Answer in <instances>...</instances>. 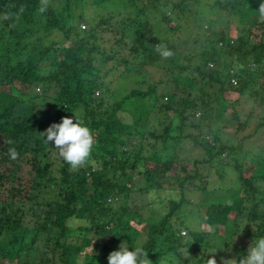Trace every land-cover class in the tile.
Wrapping results in <instances>:
<instances>
[{
  "label": "trees",
  "instance_id": "trees-1",
  "mask_svg": "<svg viewBox=\"0 0 264 264\" xmlns=\"http://www.w3.org/2000/svg\"><path fill=\"white\" fill-rule=\"evenodd\" d=\"M211 1L212 16L203 31L207 34L203 49L183 56L184 62L178 59L182 53L170 58L167 78L158 82L162 86L159 90L150 84L145 90H129L106 105L93 96L95 86L90 77L96 59L103 67L107 63L122 67L121 76L126 77L133 66L160 56L155 51L157 44L175 51L167 40L146 43L144 32L149 23L145 13L153 10L156 24L164 25L179 21L177 13L185 10L184 4L200 0H139V4L125 0L123 6L128 10L112 15L83 10L74 13L85 0H47L43 12L39 10L41 0H0V264H103L110 245L122 239L131 248L145 250L151 264L204 261L206 232L187 229L180 235L178 227L169 225L171 217L187 203L184 185L198 178L196 170L175 178L177 199L167 200L154 219L143 220L140 229L135 226V217L140 215L128 202L134 193V177L141 180L137 193L149 194V190L161 188L172 170V159L162 156L171 144L176 146L182 139L199 144L210 160L224 152L215 134L208 139L204 137L208 131L206 135L200 130L182 132L196 112L201 119H209L211 115L222 116L229 108V119H235L234 107L241 96H253L262 104L264 17L258 12L262 0ZM224 16L226 22L234 17L239 23L249 19L258 34L252 36L248 30L229 37L226 30L216 31ZM191 25L196 30L201 22L192 19ZM182 26L186 28V24ZM178 28L167 26L170 32ZM104 31L115 36L114 43L125 49L124 56L119 49L104 50L99 36ZM230 77L235 79L234 86ZM165 93L171 98L157 107L167 115L162 130H145L150 106L144 99L151 95L162 99ZM223 94L235 98L226 100ZM121 112L130 123L118 115ZM65 116L83 119L96 133L88 163L77 169L50 153L39 136ZM173 119L178 121L174 135L170 133ZM131 137L139 142L131 145ZM13 147L19 153L16 160L8 155ZM232 166L243 190L226 191L222 201L202 204L201 216L202 224L213 230L212 236L226 248L233 223L246 218L254 223L255 237L264 236V157L254 162L249 176L243 173L242 164ZM258 171L259 175H253ZM257 180L261 185L255 184ZM74 222L77 225L72 227ZM185 234L192 241L190 250L196 251L188 261L177 252L190 246ZM161 242L170 243L165 252H171L175 262L162 260V253L155 252ZM38 243L46 248L43 258H29ZM87 248L89 252H85ZM231 249L237 256L239 248L233 245Z\"/></svg>",
  "mask_w": 264,
  "mask_h": 264
},
{
  "label": "rangeland",
  "instance_id": "rangeland-1",
  "mask_svg": "<svg viewBox=\"0 0 264 264\" xmlns=\"http://www.w3.org/2000/svg\"><path fill=\"white\" fill-rule=\"evenodd\" d=\"M85 1V4L81 7L78 6L74 9V13L78 14V12L83 10L84 12L98 11L102 14L110 12L112 15L113 13L123 14L128 10L123 6L125 0H106L101 3H99V0ZM210 2L212 1L200 0L197 4H184L185 10L177 13L179 18L181 16L179 21L171 20L168 24L164 25L160 23L156 24L155 12L150 9L147 10L145 16L149 26L144 32L146 43H151L152 41L157 40H167L169 45L176 48L175 51H173L174 55L182 53L178 59L179 61L184 62L181 60L183 56L194 53L193 50L199 52L203 49V44L205 45L203 42H206L207 34L203 31L206 30L207 19L212 16L209 7ZM136 3L139 4V0H136ZM195 11L196 15H194ZM189 15L191 17H189ZM116 18L117 17H115V19ZM225 18L226 16L217 23L215 26L216 31L226 30V35L229 37L234 36L235 33L241 35L248 30L252 36L258 34V29L250 26L249 19L248 22L239 23L236 22V17L227 22L225 21ZM192 19H197L201 22L200 28L197 29L196 27V30L193 29V25H191ZM183 22H185L184 24H186V28L182 26L184 25ZM83 25L86 26L85 24ZM174 25H178L179 30L176 32L168 31L167 26L173 27ZM99 36L101 38L100 43L103 45L104 50L110 51L119 49L121 50L119 52L120 56L126 54L125 51H123L125 49L119 47V43H114L115 36L106 31L101 32ZM192 38H196V41L199 40L198 43L192 42L191 40H194ZM168 61L169 59L166 60L161 58V56H158L155 61H145L141 65L137 64L136 66H133V68H130L126 77L125 75L122 77V67L118 65L114 66L112 63H107V65L103 67V65H100V60L97 58L93 63V75L90 77L91 82L95 86L93 96L100 97L106 105H109L111 101L117 100L121 95L128 93L129 90H145L150 84H156L157 90H159L162 86L161 84H158V82L164 81L167 78V68L169 67ZM168 84L170 85V82ZM196 88L197 87L191 91L192 94L196 93ZM261 96L262 104L259 103L258 99L254 100L253 96H241L238 98L239 104L234 107V110L237 113L235 119H229L228 113L230 109L227 108L224 114L217 118L216 116L211 115L209 116V119H206L205 117L201 119V117L197 116L196 112V115L193 118L188 119V121L185 122L186 125L182 128L183 133H195L196 130H200L203 135L207 131L210 133L209 135L205 134L206 136H204L208 137V139H210V135L212 134H215L218 137V141L221 142L225 148L224 152L219 155V158H214L212 160L208 159L202 150L201 145L192 144L189 140L182 139L176 146L171 144L162 155L163 157L172 159V170L166 174L167 179L163 180L160 189H151L149 190V194L137 193L136 189L141 186V180L136 177L133 178V183L131 185L134 193L129 197L130 201L128 202V205H134L140 215L139 217H135V222L137 223L135 224L134 222L138 229L142 227L143 220L149 218L154 219L159 212L162 211V207L166 205L167 200L177 199L178 185L175 182V178L183 177L196 170L198 178H195L194 180H191L189 184L185 183L186 185H184L186 190L183 191V198L187 203L180 208L176 216L171 217L169 225L178 227L179 230L185 233L187 229L189 231L206 232L205 239L208 241L206 242L207 245L204 249L205 259L201 264H204V262L210 258L209 254L216 249L215 258L217 259V264H220L221 258H240L247 254L249 245L256 239L254 234L255 226L251 220L246 218L240 222L233 223V233L230 236L231 240L229 243L231 247L228 246L226 248L224 245L217 242L216 237L212 236L213 230L209 227L206 228L202 224L201 216L203 205L205 203L216 202L219 200L222 201L224 199L223 193L226 191L243 190L236 178L237 174L232 168L234 163L242 164L243 173L246 176H249L254 162L264 157V126L261 125V123L264 122V91ZM170 98L171 96L168 93H165L162 99H155L152 95L144 99V103L150 106L149 116L145 123V130L156 132L162 130L167 115L158 111L157 107L161 102L168 101ZM223 98L231 101L235 97L233 95L223 94ZM47 101L48 100H46V102ZM214 104L215 101L211 103V106L214 107ZM217 107L219 110L220 107ZM79 115L80 112L76 113V117ZM118 115H121L127 123L131 122L127 114L121 112L118 113ZM190 122L193 123L192 126L189 125ZM171 123L172 126L170 133L172 135L177 134V119L171 120ZM238 124H240V126H238ZM128 142L131 145H135L139 142V139L131 137L128 138ZM48 146L50 148L53 147L51 142ZM49 152L52 153L54 151L49 149ZM182 168L184 171H182ZM255 174L259 175L260 172H254L253 175ZM255 184L261 185V182L257 180L255 181ZM248 205L250 207L251 204ZM180 223L186 228H183ZM76 225V222H74L72 227ZM107 238L108 237L102 238V240H107ZM183 238L186 242L190 243V246L186 248L180 247L177 249V252L181 257L185 258L184 252L187 250L189 258L186 260L188 261L196 251L193 248L190 250L192 241L186 234ZM121 241L125 240L122 239L119 242L110 245L109 252L118 250V245ZM169 245L170 243L161 242L155 252L162 253V260L175 262V256L171 252H165V249ZM233 245L239 248L237 256L231 249ZM89 249L90 248H87L85 252H89ZM35 250L34 253L29 255V258H43L42 253H44L46 248L42 246V243H38ZM129 250H133V247L131 248L130 245ZM101 262L107 264V258H104Z\"/></svg>",
  "mask_w": 264,
  "mask_h": 264
},
{
  "label": "clouds",
  "instance_id": "clouds-1",
  "mask_svg": "<svg viewBox=\"0 0 264 264\" xmlns=\"http://www.w3.org/2000/svg\"><path fill=\"white\" fill-rule=\"evenodd\" d=\"M47 8V0H41L40 11L43 12ZM259 14L264 17V0L259 4ZM155 51L163 59H170L174 55L167 45L159 43L155 46ZM74 117V116H73ZM44 143L49 145L51 142L53 147L49 149L67 165L73 169L84 166L88 163L93 148L96 143V133L86 125L83 119L61 117L59 123L50 124L43 132L39 133ZM11 144L12 141H9ZM8 155L12 160L19 157L16 149L9 148ZM217 250V249H216ZM216 250L209 254L204 264H217L215 258ZM147 252L141 248H133L129 250V245L125 241H121L118 250L109 252L107 256V264H151L147 258ZM185 259H188L187 250L184 252ZM220 264H264V236L258 237L251 242L247 249V254L237 258H221Z\"/></svg>",
  "mask_w": 264,
  "mask_h": 264
},
{
  "label": "built area",
  "instance_id": "built-area-1",
  "mask_svg": "<svg viewBox=\"0 0 264 264\" xmlns=\"http://www.w3.org/2000/svg\"><path fill=\"white\" fill-rule=\"evenodd\" d=\"M207 65H208V67H211V64H207ZM263 66H264V63H263ZM229 73L232 75L233 74V70H230ZM229 83H230V85L234 86L235 83H236L235 79L230 77L229 78ZM180 234H184L183 231H181Z\"/></svg>",
  "mask_w": 264,
  "mask_h": 264
}]
</instances>
